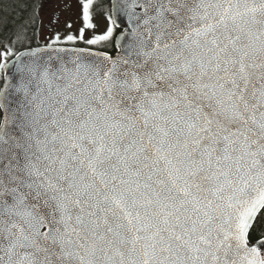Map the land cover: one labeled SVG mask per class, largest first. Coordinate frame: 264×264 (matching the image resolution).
<instances>
[{
    "label": "snow or ice",
    "instance_id": "6c2138e0",
    "mask_svg": "<svg viewBox=\"0 0 264 264\" xmlns=\"http://www.w3.org/2000/svg\"><path fill=\"white\" fill-rule=\"evenodd\" d=\"M98 6L0 51V264H264V0Z\"/></svg>",
    "mask_w": 264,
    "mask_h": 264
},
{
    "label": "trees",
    "instance_id": "16d2710c",
    "mask_svg": "<svg viewBox=\"0 0 264 264\" xmlns=\"http://www.w3.org/2000/svg\"><path fill=\"white\" fill-rule=\"evenodd\" d=\"M38 5H40V0H17L14 4L15 8L7 11L4 9V1L0 0V43H4L9 39L12 40L18 33H21V35L27 36L28 42L14 48V51L23 47L42 44V38L34 34L38 27ZM1 84L2 81H0ZM261 237H264V221L250 231L249 240L255 241Z\"/></svg>",
    "mask_w": 264,
    "mask_h": 264
},
{
    "label": "rangeland",
    "instance_id": "374dc122",
    "mask_svg": "<svg viewBox=\"0 0 264 264\" xmlns=\"http://www.w3.org/2000/svg\"><path fill=\"white\" fill-rule=\"evenodd\" d=\"M4 1V9L7 11H11L15 8L14 4L17 0H3ZM11 2V3H10ZM39 10V9H38ZM61 10L60 12V18L59 20H62L61 23H58V26H53L52 28H48L45 26L44 22L47 18L46 14L44 13V17L42 18L41 22L38 24V30H40L41 36H47L48 34L54 33V36L56 34H60L61 37L65 36L69 32L72 34H77L78 29L82 26V24L79 21L80 16V0H51V2L48 4V7L46 11L50 13V11H57ZM108 11V5L107 0H100V6L94 9L95 15H94V22H96L100 29H102L105 25V20L103 18L104 12ZM38 13V11H37ZM71 23L72 28L69 29L67 25ZM90 34V33H89ZM18 35H21V33H18ZM52 36L50 40L54 37ZM27 37V36H26ZM46 38L42 39L45 40ZM10 44H5L6 42H9ZM4 43H0V51H5L8 47L16 48L19 46L24 45L28 42V38H26L23 43H20L17 41V37L13 38L12 40H8Z\"/></svg>",
    "mask_w": 264,
    "mask_h": 264
},
{
    "label": "flooded vegetation",
    "instance_id": "af4514ba",
    "mask_svg": "<svg viewBox=\"0 0 264 264\" xmlns=\"http://www.w3.org/2000/svg\"><path fill=\"white\" fill-rule=\"evenodd\" d=\"M51 2V0H40V5L37 6L38 13H37V22L38 24L41 22L42 18L44 17V13L46 14L47 18L44 22L45 26H47L49 29L52 28L53 26H58V23H61L62 20H59L60 17V12L61 10H57V11H50V13H48L46 11L48 4ZM110 0H107V5L109 6ZM62 19V18H61ZM53 32L52 34H48L47 38L50 39L52 36H54ZM36 34L37 37H40V32L38 31V27H37V31L34 33Z\"/></svg>",
    "mask_w": 264,
    "mask_h": 264
},
{
    "label": "water",
    "instance_id": "95a60500",
    "mask_svg": "<svg viewBox=\"0 0 264 264\" xmlns=\"http://www.w3.org/2000/svg\"><path fill=\"white\" fill-rule=\"evenodd\" d=\"M118 34V33H117ZM47 45V44H46ZM45 45H38V46H32V47H29V48H37V47H44ZM59 47H69V48H71V47H83V46H77V45H63V44H60V45H58ZM25 49H27V48H25ZM25 49H22V50H20V51H18V52H22V51H24ZM261 239H264V237H261V238H259V239H257V240H255V241H250L249 240V244H250V246L251 245H253V244H255L257 241H259V240H261Z\"/></svg>",
    "mask_w": 264,
    "mask_h": 264
}]
</instances>
